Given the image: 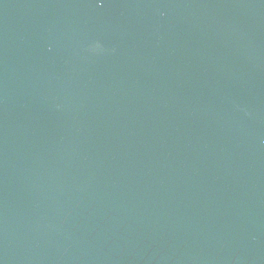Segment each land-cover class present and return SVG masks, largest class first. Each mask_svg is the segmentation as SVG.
<instances>
[{"label": "water", "instance_id": "obj_1", "mask_svg": "<svg viewBox=\"0 0 264 264\" xmlns=\"http://www.w3.org/2000/svg\"><path fill=\"white\" fill-rule=\"evenodd\" d=\"M0 264H264V0H0Z\"/></svg>", "mask_w": 264, "mask_h": 264}]
</instances>
